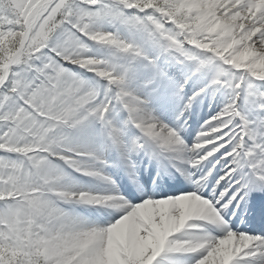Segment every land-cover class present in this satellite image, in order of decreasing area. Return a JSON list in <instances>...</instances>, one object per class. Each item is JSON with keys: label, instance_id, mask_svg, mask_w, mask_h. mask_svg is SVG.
<instances>
[{"label": "snow or ice", "instance_id": "1", "mask_svg": "<svg viewBox=\"0 0 264 264\" xmlns=\"http://www.w3.org/2000/svg\"><path fill=\"white\" fill-rule=\"evenodd\" d=\"M0 264H264V0H0Z\"/></svg>", "mask_w": 264, "mask_h": 264}]
</instances>
